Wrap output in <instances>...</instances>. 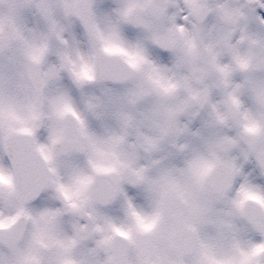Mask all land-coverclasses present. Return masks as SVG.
Instances as JSON below:
<instances>
[{"label":"snow or ice","instance_id":"6c2138e0","mask_svg":"<svg viewBox=\"0 0 264 264\" xmlns=\"http://www.w3.org/2000/svg\"><path fill=\"white\" fill-rule=\"evenodd\" d=\"M0 264H264V0H0Z\"/></svg>","mask_w":264,"mask_h":264}]
</instances>
